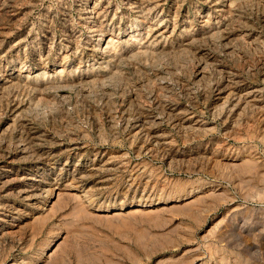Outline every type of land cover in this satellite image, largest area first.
Returning a JSON list of instances; mask_svg holds the SVG:
<instances>
[{"label":"rangeland","instance_id":"rangeland-1","mask_svg":"<svg viewBox=\"0 0 264 264\" xmlns=\"http://www.w3.org/2000/svg\"><path fill=\"white\" fill-rule=\"evenodd\" d=\"M0 264H264V0H0Z\"/></svg>","mask_w":264,"mask_h":264},{"label":"bare ground","instance_id":"bare-ground-1","mask_svg":"<svg viewBox=\"0 0 264 264\" xmlns=\"http://www.w3.org/2000/svg\"><path fill=\"white\" fill-rule=\"evenodd\" d=\"M191 121V120H190Z\"/></svg>","mask_w":264,"mask_h":264}]
</instances>
